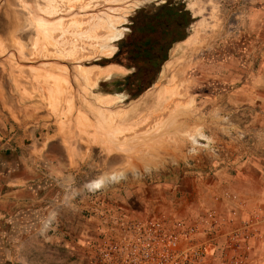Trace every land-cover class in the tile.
<instances>
[{
  "label": "rangeland",
  "instance_id": "1",
  "mask_svg": "<svg viewBox=\"0 0 264 264\" xmlns=\"http://www.w3.org/2000/svg\"><path fill=\"white\" fill-rule=\"evenodd\" d=\"M122 220L264 264V0H0V264H92Z\"/></svg>",
  "mask_w": 264,
  "mask_h": 264
},
{
  "label": "built area",
  "instance_id": "2",
  "mask_svg": "<svg viewBox=\"0 0 264 264\" xmlns=\"http://www.w3.org/2000/svg\"><path fill=\"white\" fill-rule=\"evenodd\" d=\"M118 229L115 240L101 243L94 264H206L215 249L197 224L181 232L163 220H136ZM232 263L240 264V257Z\"/></svg>",
  "mask_w": 264,
  "mask_h": 264
},
{
  "label": "trees",
  "instance_id": "3",
  "mask_svg": "<svg viewBox=\"0 0 264 264\" xmlns=\"http://www.w3.org/2000/svg\"><path fill=\"white\" fill-rule=\"evenodd\" d=\"M176 17H177V11L174 12L173 14L169 13L167 17H164V18L162 17V19L156 18V16L144 19L143 23H141V25H140V29L138 30V35H141V36L147 35L150 42H152L153 44H152V47L146 46V45H140L141 47L139 49H137V48L134 49V53L135 52L138 53L139 58L146 59L148 61L151 59V57L152 58L156 57L153 54V51H154L153 48L157 47L158 45H160L162 43V41H160V39H158V37L163 39V41H165V42L170 40L169 36H170V34H172V32H171L172 25L174 23H176L175 22ZM149 23H152V24L154 23V25H155L152 30L149 29ZM163 23H165L166 26L165 27L163 26V28H162ZM142 28H145V29L143 30ZM155 35H157L156 36L157 40L156 39L153 40V38H152L153 36L155 37ZM149 40H146L145 43H149ZM150 47H151V49H150ZM145 49H147V51ZM143 50H145L146 52L145 51L143 52Z\"/></svg>",
  "mask_w": 264,
  "mask_h": 264
},
{
  "label": "flooded vegetation",
  "instance_id": "4",
  "mask_svg": "<svg viewBox=\"0 0 264 264\" xmlns=\"http://www.w3.org/2000/svg\"><path fill=\"white\" fill-rule=\"evenodd\" d=\"M166 14L164 13V15L162 14H158V15H156V18H160V19H162V17L164 16V17H166L165 16ZM183 19L185 20L186 19V21H187V16H186V12H185V10L183 9V10H179V11H177V17H176V21L178 22V24H177V26L176 27H174V28H172V30H171V32H172V34H170V39L172 40V41H175V40H177V37H179V36H181L182 34H183V30H184V23L183 22H181V20L183 21ZM157 21V20H156ZM154 23L152 24V23H149V29L150 30H152L153 28H154ZM143 30L145 29V28H142ZM170 32V31H169ZM151 35V34H150ZM144 45V44H143ZM141 47V46H140ZM166 46H164V44H161V48H165ZM146 51H147V49H145ZM145 50H143V52L145 51ZM145 51V52H146ZM132 53V52H131ZM161 56H157V57H151V59L148 61L149 62V64H150V66L151 67H153V68H157L158 67V65L160 64V61H161ZM130 222V221H129ZM124 223H126V221H124V220H122L120 223L119 222H117V224H118V226H121V225H123ZM119 232V229H113L112 230V232L110 233V235L109 236H107V237H105L104 238V240L103 239H100V241L97 243V245L95 246V252H94V255H93V262H92V264H94V260L96 261L97 260V250H98V248L100 247V245H102L101 243L102 242H104V241H113V240H115L116 238H117V233ZM96 264V263H95Z\"/></svg>",
  "mask_w": 264,
  "mask_h": 264
},
{
  "label": "bare ground",
  "instance_id": "5",
  "mask_svg": "<svg viewBox=\"0 0 264 264\" xmlns=\"http://www.w3.org/2000/svg\"><path fill=\"white\" fill-rule=\"evenodd\" d=\"M115 26V25H113ZM117 26V25H116ZM96 28V27H95ZM121 29V28H120ZM95 30V29H94ZM127 30H118L116 27H113V32H112V35L110 37V40L112 42H116L118 40L121 39V37H123L125 35ZM93 32V31H92ZM110 48V47H109ZM112 51H114L115 49L114 48H111ZM53 79V78H52ZM56 80V79H55ZM167 94V93H165ZM169 95V94H168ZM167 97L165 95H163V97L161 98V102L163 100H165ZM169 99V98H168ZM159 100V99H158ZM122 178L121 177H117V176H111V177H108V178H105L103 180H100V181H96L94 183H90L89 186H88V189L89 191H93V190H100L102 188H105V187H108V186H111V185H114L115 183L119 182V180H121Z\"/></svg>",
  "mask_w": 264,
  "mask_h": 264
}]
</instances>
